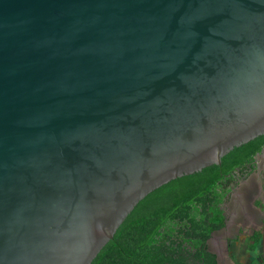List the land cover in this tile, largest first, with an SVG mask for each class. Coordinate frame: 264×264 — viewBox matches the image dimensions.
Here are the masks:
<instances>
[{
  "label": "water",
  "instance_id": "95a60500",
  "mask_svg": "<svg viewBox=\"0 0 264 264\" xmlns=\"http://www.w3.org/2000/svg\"><path fill=\"white\" fill-rule=\"evenodd\" d=\"M258 135L264 0H0V264H90Z\"/></svg>",
  "mask_w": 264,
  "mask_h": 264
},
{
  "label": "trees",
  "instance_id": "16d2710c",
  "mask_svg": "<svg viewBox=\"0 0 264 264\" xmlns=\"http://www.w3.org/2000/svg\"><path fill=\"white\" fill-rule=\"evenodd\" d=\"M262 145L264 135H258L230 149L212 170L183 174L149 191L90 264H219L207 239L224 223L221 183L247 167Z\"/></svg>",
  "mask_w": 264,
  "mask_h": 264
},
{
  "label": "crops",
  "instance_id": "0c3cea01",
  "mask_svg": "<svg viewBox=\"0 0 264 264\" xmlns=\"http://www.w3.org/2000/svg\"><path fill=\"white\" fill-rule=\"evenodd\" d=\"M221 202L222 227L213 230L207 247L219 264H262L264 259V145L243 169H236Z\"/></svg>",
  "mask_w": 264,
  "mask_h": 264
},
{
  "label": "built area",
  "instance_id": "2783aa9c",
  "mask_svg": "<svg viewBox=\"0 0 264 264\" xmlns=\"http://www.w3.org/2000/svg\"><path fill=\"white\" fill-rule=\"evenodd\" d=\"M262 264H264V259H263V261H262Z\"/></svg>",
  "mask_w": 264,
  "mask_h": 264
}]
</instances>
